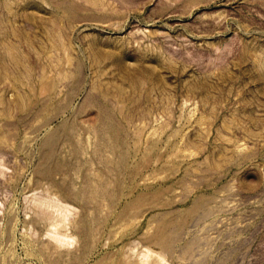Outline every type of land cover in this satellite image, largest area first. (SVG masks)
I'll list each match as a JSON object with an SVG mask.
<instances>
[{
  "label": "rangeland",
  "instance_id": "rangeland-1",
  "mask_svg": "<svg viewBox=\"0 0 264 264\" xmlns=\"http://www.w3.org/2000/svg\"><path fill=\"white\" fill-rule=\"evenodd\" d=\"M118 260L264 264V0H0V264Z\"/></svg>",
  "mask_w": 264,
  "mask_h": 264
},
{
  "label": "bare ground",
  "instance_id": "bare-ground-1",
  "mask_svg": "<svg viewBox=\"0 0 264 264\" xmlns=\"http://www.w3.org/2000/svg\"><path fill=\"white\" fill-rule=\"evenodd\" d=\"M2 145H3V144H2ZM49 173H50V172H49ZM51 174H52V173H51ZM46 175H48V174H46ZM49 175H50V174H49ZM99 177H100V176H99ZM101 184H102V183H101ZM88 201H89V200H88ZM88 208H89V207H88ZM91 209H92V208H91ZM126 212H127V211H126ZM121 214H122V213H121ZM127 214H128V213H127ZM118 215H119V214H118ZM92 216H93V215H92ZM120 216H121V215H120ZM123 216H124V214H123ZM99 217H100V216H99ZM118 217H119V216H118ZM124 218H125V217H124ZM92 219H94V218H91V220H92ZM98 219H100V218H98ZM89 221H90V219H89ZM92 221H93V220H92ZM94 221H95V220H94ZM91 223H92V222H91ZM93 223H94V222H93ZM93 223H92V224H93ZM96 223H97V222H96ZM88 224H89V223H88ZM92 224H91V225H92ZM94 224H95V223H94ZM98 224H99V223H98ZM91 225H90V226H91ZM90 226H89V228H93V227H90ZM95 228H96V226H95ZM157 228L159 229V227H157ZM157 228H156V231L158 230ZM86 229H88V228H86ZM159 230H160V229H159ZM80 231H81V232H80ZM80 231H79V233L82 234V235H83V233L85 232L84 229H80ZM160 231H161V230H160ZM88 232H89V231H88ZM51 233H52V232H51ZM91 233H92V231H91ZM156 233H158V232H156ZM56 234H57V233H55V235H56ZM57 235L61 236V234H57ZM65 236H66V235H65ZM65 236H63V237H65ZM86 236H87V234H86ZM153 236H154V235H153ZM160 236L162 237V235H160ZM55 237H56V236H55ZM157 237H159V236H157ZM58 238H59V237H58ZM67 238H68V237H67ZM159 238H160V237H159ZM163 238H164V237H163ZM59 239H60V238H59ZM146 252H147V251H146ZM117 253H119V252H117ZM121 253H122V252H121ZM147 254H148V252H147L146 254L144 253V255H147ZM109 255H110V254H109ZM109 255H108V256H109ZM117 255H118V254H117ZM121 255H122V254H121ZM123 255H124V254H123ZM108 256H107V257H108ZM118 256H119V255H118ZM118 256H117V257H118ZM115 258H116V257H115ZM126 258H127V256H126ZM117 259H119V258H117ZM117 259H116V260H117ZM102 260H103V259H102ZM102 260H101V261H102ZM96 261H98V260H96ZM112 261H113V260H112ZM122 261H123V260H121V261L118 260L117 262L114 261V262H115L114 264H127V260H125V261H123V262H122ZM105 262H106V261H105Z\"/></svg>",
  "mask_w": 264,
  "mask_h": 264
}]
</instances>
